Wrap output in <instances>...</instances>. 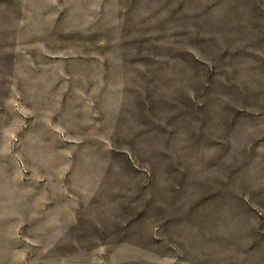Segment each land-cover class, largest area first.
Segmentation results:
<instances>
[{"label":"rangeland","instance_id":"rangeland-1","mask_svg":"<svg viewBox=\"0 0 264 264\" xmlns=\"http://www.w3.org/2000/svg\"><path fill=\"white\" fill-rule=\"evenodd\" d=\"M0 264H264V0H0Z\"/></svg>","mask_w":264,"mask_h":264}]
</instances>
